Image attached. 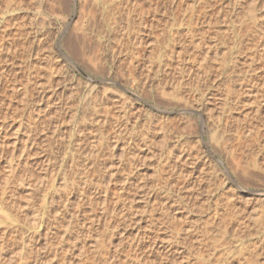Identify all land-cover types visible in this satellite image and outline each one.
I'll list each match as a JSON object with an SVG mask.
<instances>
[{
    "label": "rangeland",
    "instance_id": "374dc122",
    "mask_svg": "<svg viewBox=\"0 0 264 264\" xmlns=\"http://www.w3.org/2000/svg\"><path fill=\"white\" fill-rule=\"evenodd\" d=\"M225 1L0 0V264H264V0Z\"/></svg>",
    "mask_w": 264,
    "mask_h": 264
},
{
    "label": "bare ground",
    "instance_id": "6f19581e",
    "mask_svg": "<svg viewBox=\"0 0 264 264\" xmlns=\"http://www.w3.org/2000/svg\"><path fill=\"white\" fill-rule=\"evenodd\" d=\"M80 1H82V0H80ZM224 1H225V0H224ZM225 2H227V1H225ZM227 3H228V2H227ZM191 9H192V6H191ZM195 9H196V8H195ZM251 9H252V8H251ZM251 9H250V11H251ZM191 11H192V10H191ZM250 11H249V12H250ZM194 12H195V11H194ZM251 12H252V11H251ZM251 12H250V15L252 14ZM191 13H192V12H191ZM194 14H195V13H194ZM198 16H199V15H198ZM250 17H251V16H250ZM250 17H249V19H251V18L253 17V15H252L251 18H250ZM190 18H191V17H190ZM191 21H192V20H191ZM189 25L191 26V24H189ZM187 28H189V27H187ZM186 30H187V29H186ZM188 30L193 31L194 29H193V30L188 29ZM82 32H83V30H82ZM193 32H194V31H193ZM193 32H192V34H193ZM187 33H188V32H187ZM84 34H85V33H84ZM192 34H189V37H190ZM194 34H195V33H194ZM194 34H193V35H194ZM191 38H192V36H191ZM200 39H201V38H200ZM203 39H205V38H203ZM207 39H208V38H207ZM188 40H189V38H188ZM191 40H192V39H191ZM199 41H200V40H199ZM199 41H198V42H199ZM209 41H210V40H209ZM212 41H213V40H212ZM189 42H190L191 44H194V43H193V40H192V42H191V41H189ZM204 42H205V40H204ZM195 43H196V41H195ZM202 43H203V42H202V40H201L200 43H198L199 45H198V44H195L196 48L205 45V43H203V44H202ZM206 43H207V42H206ZM191 44H190V45H191ZM208 44H209V46H208ZM208 44H207V46H205L206 50L209 49L208 47H211V46H210L211 42H210V43L208 42ZM212 44H213V43H212ZM212 44H211V45H212ZM200 45H201V46H200ZM212 46H213V45H212ZM193 47H194V46H193ZM194 48H195V47H194ZM214 48H215V47H214ZM211 49H213V48H211ZM209 50H210V49H209ZM211 51H212V50H211ZM197 52H198V51H197ZM200 52H201V51H200ZM202 52H203V51H202ZM263 53H264V52H263ZM191 54H192V53H191ZM206 54H207V53H206ZM198 55H199V54H198ZM253 55H254V54H253ZM263 55H264V54H263ZM192 57H193V56H192ZM204 57H205V56H204ZM254 57H255V56H254ZM66 58H67V57H66ZM260 59H261V58H260ZM68 60H69V59H68ZM253 60H254V58H253ZM251 62H252V61H251ZM250 64H251V63H250ZM250 64H249V65H250ZM202 65H203V64H202ZM134 66H136V65H134ZM200 67H201V66H200ZM202 67H203V66H202ZM252 67H253V65H252ZM198 69H201V70H202V68H198ZM191 70H192V69H191ZM248 70H249V69H248ZM203 71H204V70H203ZM51 72H52V70H51ZM51 72H50V73H51ZM196 72H198V71H196ZM55 73H56V72H55ZM191 73H192V72H191ZM191 73H190V74H191ZM198 73H199V72H198ZM198 73L195 74V73L193 72L194 75H197ZM52 74H53V73H52ZM190 74H189V75H190ZM202 74H203V72H202ZM54 75H55V74H54ZM114 75H115V74H114ZM198 75H199L200 78L202 79V76H203V75L201 76L200 73H199ZM198 75H197V76H198ZM204 75H205V74H204ZM48 76H49V75H48ZM52 77H54V76H52ZM251 77H252V76H251ZM190 78L192 79L193 77L190 75ZM200 78L198 77V79H200ZM115 79H116V78H115ZM121 79H122V78H121ZM253 79H254V78H253ZM253 79H252V80H253ZM116 80H117V79H116ZM192 80H193V79H192ZM247 80H248V79H247ZM113 81H114V80H113ZM190 81H191V80H190ZM201 81H202V80H201ZM180 82H181V81H180ZM191 82H193V81H191ZM194 82H195V81H194ZM247 82H248V81H247ZM249 82H250V81H249ZM176 83H177V82H176ZM176 83L173 84L174 87H175ZM196 83H198V82H196ZM120 84H121V83H120ZM178 84H180V83H178ZM178 84H177V85H178ZM198 85H200V83H199ZM198 85H196V86H198ZM204 85H205V84H204ZM128 86H129V85H128ZM171 86H172V85H171ZM193 86H194V85H193ZM196 86H195V87H196ZM174 87H173V88H174ZM179 87H180V88L183 87L182 84H181V86H180V85L177 86L176 89L174 88L175 91H173V93H175L176 91H179V90H178ZM190 87H192V86H190ZM190 87H188V88L190 89ZM195 87H194V88H195ZM171 88H172V87H171ZM171 88H170V89H171ZM202 88H203V87H202ZM248 88H249V86H248ZM204 89H205V88H204ZM204 89H203V90H204ZM89 90H90V92H92V91L95 90V88L92 87V88H90ZM199 90H200V89H199ZM248 90H249V89H248ZM248 90H247V91H248ZM250 90H253V89H250ZM256 90H257V88H256ZM256 90H255V91H256ZM180 91H182V89H180ZM191 91H192V90H191ZM196 91H198V90H196ZM204 91H205V90H204ZM189 92H190V91H189ZM250 92H251V91H250ZM176 93H177V92H176ZM191 93H192V92H191ZM201 93L203 94V92H201ZM201 93H200V94H201ZM251 93H252V92H251ZM251 93H250V94H251ZM193 94H194V93H193ZM203 95H204V94H203ZM203 95L200 96V97H203ZM257 95H258V94H257ZM175 96H176V95H175ZM254 96H255V95H254ZM259 96H260V95H259ZM259 96H258V97H259ZM195 97H197V98H195V99L200 98V97H199V94H198V96H195ZM251 97H253V96H251ZM261 97H262V95H261ZM205 98H207V96H206ZM200 99H202V98H200ZM200 99H199V100H200ZM203 99H204V98H203ZM199 100H195V102L193 101V102H194V105H192V108H191L192 110L187 111L188 108L185 109V107H184L185 103H184V105H182L181 107H184V109H183V108H182V109H183V112H185V114H186V112H188V113L195 112V113L198 114V117H197L198 119H197V118H196V119L200 121V127H197V126H196L195 129H197V130H196V133H195V131H194V133H195V138L197 137L198 140H199V139H200V140L197 141V143H195V145L198 144V143H201V144H203V145H204V144L206 145V142L204 141V135L206 134L208 137L210 136L209 139H211V140H216L215 138L219 136V134H217V133L219 132V130H218V125L214 124L215 121H213V120H215V118L212 119V116H214V115L211 114V111L207 108V106H206L205 104L203 105V103H201ZM204 100H205V99H204ZM207 100H208V99H207ZM254 100H256V99H254ZM259 100H260V98H259ZM262 101L264 102L263 99H262ZM186 102H187V101H186ZM117 103H118V102H117ZM206 103H207V102H206ZM256 103H257V102H256ZM258 103H259V102H258ZM120 104H121V102H120ZM189 104H190V103H189ZM126 105H127V104H126ZM126 105L124 104V106H126ZM222 105H225V104L223 103ZM190 106H191V105H190ZM187 107H188V106H187ZM119 108H120V107H119ZM126 108H127V107H126ZM122 109L124 110V108H122ZM120 110H121V108H120ZM118 111H119V110H118ZM124 111L126 112V110H124ZM124 111L121 110L120 112H121V113H122V112L124 113ZM127 112H128V111H127ZM117 114H118V113H117ZM192 114H193V113H192ZM118 115H120V113H119ZM122 115L124 116L125 114H122ZM122 115H121V116H122ZM121 118H124V119H125V117H121ZM188 118H192V117L188 116ZM194 119H195V118H194ZM218 120H219V119L217 118V119H216V122H217ZM164 121H165V120H164ZM212 121H213L214 123H213ZM219 121H220V120H219ZM219 121H218V122H219ZM222 122H223V121H222ZM165 123H166V122H165ZM165 123H163L162 125L159 126V131H160V132H163L162 135H163L164 132H165V131H163V130L166 128V127H165ZM196 123H197V122H196ZM220 124H221V123L219 122V126H220ZM193 125H194V124H193ZM194 126H195V125H194ZM172 129H173V128H172ZM193 129H194V127H193ZM193 129H192V130H193ZM204 129H206V132H205ZM219 129H220V127H219ZM170 130H171V129H170ZM222 131H223V130H222ZM246 131H247V130H246ZM168 132H169V131H168ZM220 132H221V131H220ZM223 133H224V132H223ZM223 133H222V134H223ZM164 135H165V134H164ZM180 135L182 136V134H180ZM216 135H217V136H216ZM247 135H248V134H247ZM245 137H247V136H245ZM197 138H196V140H197ZM218 139H219V137H218ZM222 141H223V139H222ZM179 142H180V141H179ZM179 142H178V144H179ZM213 142H214V141H213ZM215 142H216V141H215ZM117 143H118V142H117ZM193 143H194V142H193ZM114 144H115V143H114ZM178 144H177V147L179 148ZM180 144H181V143H180ZM182 144H183V143H182ZM207 144H208V143H207ZM217 144H218V140H217ZM198 145H199V144H198ZM182 146H183V145H182ZM206 146H207V145H206ZM206 146H205V147H206ZM115 147H116V146H115ZM192 147H193V146H192ZM192 147H191V148H192ZM199 147H200V146H199ZM116 148H117V147H116ZM180 148H182V147L180 146ZM191 148H190V149H191ZM188 149H189V148H188ZM180 150H181V149H180ZM191 150H194V148H192ZM191 150H187V149H186L185 152L181 151V152L179 153V158H178L179 162H181V163H182V162H183V163H184V162H185V163H186V162H189V163L191 162V163H190L191 165H193V161H196L197 163H200V161H202V160L200 159L201 157L198 155L199 153H197V152L195 153V151L192 152ZM211 150H212V149H211ZM201 151H202V150H201ZM182 152H183V153H182ZM181 153H182L183 155H180ZM203 156H204V155H203ZM187 164H188V163H187ZM191 165H190V166H191ZM198 165H199V164H198ZM188 166H189V164H188ZM190 166H189V167H190ZM202 166H203V165H202ZM191 167H192V166H191ZM10 169H11V168H10ZM194 171H195V170H194ZM192 172H193V171H192ZM187 175H188V174H187ZM190 175H191V174H190ZM10 176H12V175L10 174ZM5 185H7V183H5ZM21 187H22V186L20 185L19 188H21ZM102 195H103V194H102ZM105 196H106V191H105ZM105 198H106V197H105ZM105 198H104V196H103V200H104ZM81 200H82V199H81ZM81 200H79V201H81ZM105 201H106V200H105ZM101 202H102V201H101ZM102 203H103V202H102ZM103 206H104V204H103ZM104 209H105V208H104ZM107 210H108V209H107ZM102 211H103V209H102ZM103 212H104V211H103ZM102 214H103V213H102ZM216 216H217V215H216ZM226 216H227V215H226ZM218 217H219V216H218ZM100 218H101V217H100ZM221 218H223V217H221ZM98 219H99V218H98ZM98 219H97V220H98ZM97 220H96V221H97ZM92 221H93V220H92ZM96 221H95V222H96ZM221 221H223V220H221ZM93 223H94V222H93ZM137 243H138V241H137Z\"/></svg>",
    "mask_w": 264,
    "mask_h": 264
}]
</instances>
